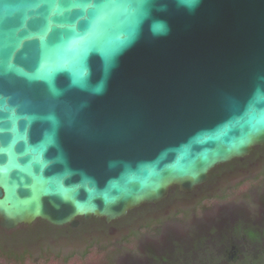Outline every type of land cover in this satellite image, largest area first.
Returning a JSON list of instances; mask_svg holds the SVG:
<instances>
[{
  "label": "water",
  "instance_id": "1",
  "mask_svg": "<svg viewBox=\"0 0 264 264\" xmlns=\"http://www.w3.org/2000/svg\"><path fill=\"white\" fill-rule=\"evenodd\" d=\"M259 146L264 0H0V245L22 255L8 264H101L70 256L102 236L80 219L119 237L144 204L125 225L240 199ZM35 220L51 226L15 228Z\"/></svg>",
  "mask_w": 264,
  "mask_h": 264
},
{
  "label": "trees",
  "instance_id": "2",
  "mask_svg": "<svg viewBox=\"0 0 264 264\" xmlns=\"http://www.w3.org/2000/svg\"><path fill=\"white\" fill-rule=\"evenodd\" d=\"M249 155L250 158L257 156L259 169L255 175L241 183L243 185L248 182L249 185L242 198L221 205H210L211 197L207 196L192 207H188V204L185 209L203 210L201 214L193 213L190 221H186L182 216L184 214L176 208L177 215L167 216V221L171 218L174 221L172 228H167L163 219L156 218L144 219L134 228L130 227L131 224L125 225L124 222L133 214H140L149 207L144 204L124 216L120 223L128 227V232L119 237H113L114 232L106 229L103 220L80 219L79 229L99 222L103 224L104 230L102 229V236H90L93 229L89 228L87 238L83 241L84 251H72L70 256L79 255L84 259L94 248L103 257L101 264H215L216 255L213 250L225 246L227 241H233V236L240 234L243 228L254 237L257 245L264 247V146L254 147ZM248 156L228 163L245 161ZM171 192L176 197H184L175 186L170 188L169 193ZM169 235L172 237L169 238ZM263 261L264 254L257 256V261L252 264Z\"/></svg>",
  "mask_w": 264,
  "mask_h": 264
},
{
  "label": "flooded vegetation",
  "instance_id": "3",
  "mask_svg": "<svg viewBox=\"0 0 264 264\" xmlns=\"http://www.w3.org/2000/svg\"><path fill=\"white\" fill-rule=\"evenodd\" d=\"M178 192L182 193V194H186V193L180 192L179 190H178ZM168 195H169V193H168ZM164 199H162L161 201H163ZM161 201H159V202H161ZM159 202H157V203H159ZM147 205H150V204H147ZM152 205H155V204H152ZM177 210L178 209H175L172 213L167 214V216L173 217V216L177 215V213H176ZM179 211L182 212V214H184V215H182V214H180V215L184 216L186 221L191 220L190 217L193 215V213H198V214L203 213L202 209H193V210L180 209ZM36 221H39V222L44 223L46 225H49L48 223H46L43 220H35L31 224H19L15 228L20 227V226L32 227ZM167 223H169V224H167ZM167 223H166L167 228H172L174 226L173 225L174 221L172 218ZM49 226H51V225H49ZM15 228H13V229H15ZM13 229H11V230H13ZM0 231L2 232V231H6V230L0 228ZM8 231H10V230H8ZM180 236H182V235H180ZM235 236H233L234 237L233 241H231V242L227 241L225 243V246H219L220 248L218 247V248L213 250V253L216 255V263L215 264H252L253 262L257 261V256H261L264 254V247L257 245L254 237H252L251 234L247 233L246 230H244V228L241 230L240 234H238L236 237ZM170 237H172V236L169 235V238ZM8 252H10V251H8ZM21 258H22V255L19 252L17 253L16 251H13L10 253H6L3 250V246L0 245V264H8V262H10V261H12L14 263L20 262Z\"/></svg>",
  "mask_w": 264,
  "mask_h": 264
}]
</instances>
